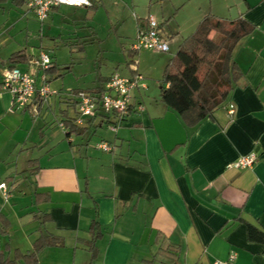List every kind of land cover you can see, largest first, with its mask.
<instances>
[{"label":"crops","instance_id":"1","mask_svg":"<svg viewBox=\"0 0 264 264\" xmlns=\"http://www.w3.org/2000/svg\"><path fill=\"white\" fill-rule=\"evenodd\" d=\"M206 1L176 26L175 36L158 23L175 51L207 13L242 16L253 26L232 52L241 77L212 116L187 126L159 95L144 99L135 88L132 102L141 110L133 107L120 121L115 113L84 117V133L66 135L60 112L70 91L109 76L64 87L62 74L71 66L58 49L83 55L85 34L78 28L94 34L88 8L101 0L53 6L42 21L25 4L0 0V182L7 186V195L0 188L7 220L0 221V255L30 252L33 240L50 232L63 244L42 248L38 264H212L231 253L228 264H264V243L248 238L243 221L264 230V0ZM145 18L135 20L136 29ZM19 50L27 59L15 66L34 73L37 87L44 74L57 88L25 107H14L1 87V70ZM41 51L51 55L53 71L30 61ZM68 113L76 116L75 108ZM101 142L110 149L99 148ZM250 151L256 152L251 166H227ZM92 219L101 230L95 257L87 245Z\"/></svg>","mask_w":264,"mask_h":264},{"label":"trees","instance_id":"2","mask_svg":"<svg viewBox=\"0 0 264 264\" xmlns=\"http://www.w3.org/2000/svg\"><path fill=\"white\" fill-rule=\"evenodd\" d=\"M14 1L25 5L27 2V0ZM252 27L242 16L230 19L207 13L194 30L180 41L172 58L164 66L159 86V100L176 112L185 125L193 126L203 118L212 116L214 110L225 102L229 92L241 77V72L232 57L233 49L242 37L250 33ZM76 42L73 41L70 45ZM131 51L134 53L135 50ZM26 59L27 56L19 50L10 54L8 62L10 66H15L25 63ZM54 68L55 64L52 60V65L45 71L51 72ZM107 79L100 78V83L92 88L70 91L72 96L67 100L69 105L60 115L66 135H80L87 127L75 122L78 92L101 93L104 85L101 82ZM69 106L75 108L76 116L68 113ZM94 116L95 114L89 118ZM122 118L117 120L120 121ZM0 221L7 225V220L2 214ZM243 221L248 238L264 243V230L251 222ZM88 230L91 232V238L87 242L88 249L91 256L95 257L97 253L95 241L101 235L98 221L92 219ZM62 244L63 240L50 232L40 234L33 240L30 252L22 253L15 250L12 258L0 255V264H38L37 254L42 248Z\"/></svg>","mask_w":264,"mask_h":264},{"label":"rangeland","instance_id":"3","mask_svg":"<svg viewBox=\"0 0 264 264\" xmlns=\"http://www.w3.org/2000/svg\"><path fill=\"white\" fill-rule=\"evenodd\" d=\"M200 2L207 4L206 0H101L96 8H88L87 17L92 15V19L87 22L95 32L91 33V27L78 28L80 33L85 34L82 41L83 52L80 50L78 53L83 55L74 56L67 47L58 49L60 59L67 60L71 66L70 71L62 74L64 87H87L94 83V77L110 76L114 71L131 76L134 73L131 68L136 67V72L141 74V81L146 85L145 88H136L141 90L144 99L157 98L164 66L172 58L175 47L170 39H167L168 51L140 47L131 55L123 48H129L135 39V20L152 16L157 22H162L164 31L172 32L175 36L176 26L180 25L182 28L190 16L198 11ZM187 34L188 32L182 34V37ZM132 60H135L136 64H133ZM52 81L54 78L47 81L48 87L50 90H56ZM69 110L71 112V109Z\"/></svg>","mask_w":264,"mask_h":264},{"label":"built area","instance_id":"4","mask_svg":"<svg viewBox=\"0 0 264 264\" xmlns=\"http://www.w3.org/2000/svg\"><path fill=\"white\" fill-rule=\"evenodd\" d=\"M67 4L74 6H87L90 0H27V8L34 16L42 21L48 16L51 7ZM146 24L136 29L135 39L131 43L130 49L136 50L140 47L151 48L159 51L168 50V42L162 35L159 23L152 17L145 18ZM30 61L39 69L45 71L52 65L51 55L46 51L30 59ZM133 64L135 60H132ZM134 72L131 76L123 75L114 71L104 82L101 93L92 91H79L77 94V116L75 122L82 124L84 117H89L99 111L104 113H115L119 118L125 116L133 107L137 110L142 109L140 103L135 105L132 102L133 90L136 87L145 88L146 85L141 81L143 77L136 72V67L131 68ZM42 82L37 87L35 76L29 70H21L17 66H7L1 70V87L10 92L12 104L14 107H25L33 105L35 95L41 101L47 100V97L55 90H50L47 79L42 74ZM232 104L227 109L228 114H232ZM97 146L103 150H109L110 146L101 142ZM256 159V152L250 151L242 154L235 160L228 163V167L245 168L252 165ZM0 188L7 195V186L5 182H0ZM234 258V253L228 255L226 259H215L212 264H228Z\"/></svg>","mask_w":264,"mask_h":264}]
</instances>
